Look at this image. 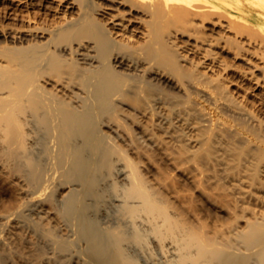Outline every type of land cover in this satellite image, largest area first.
<instances>
[{"label": "bare ground", "instance_id": "obj_1", "mask_svg": "<svg viewBox=\"0 0 264 264\" xmlns=\"http://www.w3.org/2000/svg\"><path fill=\"white\" fill-rule=\"evenodd\" d=\"M0 9L17 25L10 34L27 37L0 45V165L40 197L70 187L58 199L94 264H137L130 250L144 264H264V0H0ZM162 74L180 93L153 82ZM123 109L181 142L190 132L178 142L201 170L223 166L238 193L228 225L190 223L148 183L99 123ZM115 154L125 161L112 195L120 223L102 227L90 211ZM246 198L261 208L248 215ZM29 222L58 252L74 244Z\"/></svg>", "mask_w": 264, "mask_h": 264}, {"label": "rangeland", "instance_id": "obj_2", "mask_svg": "<svg viewBox=\"0 0 264 264\" xmlns=\"http://www.w3.org/2000/svg\"><path fill=\"white\" fill-rule=\"evenodd\" d=\"M0 11V45L4 42L10 44L25 42L23 38L25 40L27 37L24 33L18 31V34L15 32L14 34L13 32L10 34L17 25L13 20L4 15L2 9H0ZM9 23L12 27L9 26ZM13 25L15 26L13 27ZM11 28L12 30H10ZM224 55L230 59H234L233 56L227 52H225ZM238 63L242 64L243 62L238 60ZM256 73L260 74L259 71H256ZM165 75H167V77ZM168 75L169 74H162V77L153 75L152 80H155L153 82H156V85L160 84L172 93H177L178 91V93H180L178 81L173 76L169 75L168 77ZM203 97L204 95L200 98L206 104L212 105V100L208 96H206L208 98L204 97V99ZM123 110L119 111L121 113H118V117L112 114L102 115L103 117L101 116L99 123L101 125L103 122L102 128L104 130L109 129V134L111 133L112 137V133L114 132L113 140L116 142L117 139L119 147L126 151L128 158L136 162L139 171L147 179L148 183L159 191L164 199L170 202L172 207L180 210L185 219L190 223L196 226L206 225L211 229L228 225L233 220V215L235 213L233 198L237 197L238 193L231 188V182H233V180H230V178L226 176L224 169H222L223 166L216 165V167L210 165L201 170L196 161L192 159L194 157H191L186 151L184 153L182 148L184 146L182 144L183 142L185 143V140L190 136V132H188L189 135L187 134L186 139L183 138V142H181V139L179 140L177 138L176 140L174 136H171V132L166 131L169 133V135H167V133L164 132V128L162 129V127L158 125L155 126V122L151 117L138 116L141 119L144 118L141 120V124L136 120L138 119V114H136V117L131 115L133 117L131 118L129 111L125 109L123 113ZM227 113H230V111L227 110ZM123 115L126 117H122L124 121L120 118ZM145 119L152 120L147 122ZM103 120H106L105 122L107 124H105ZM144 120L145 122H143ZM129 122L132 123L129 124ZM136 122L139 124L137 125ZM144 123L147 124V126L149 125L150 132L152 134L154 133L153 139L156 143L143 134L144 132L142 131H144V129L142 125ZM151 123H153V126ZM123 124H125V126ZM126 124L129 126L126 127ZM108 125H110V127ZM117 132L119 134L121 133V136H119ZM140 132H142L143 135ZM160 133L166 134L167 136L163 135V137L161 135L160 137ZM145 136L147 138H145ZM169 137H171V139ZM159 138L162 139V143ZM156 139L157 141L159 140V142H157ZM169 140L172 142H169ZM173 140L176 142L179 140L182 144L179 145V142L176 143L175 141L173 142ZM185 144H187V140ZM183 153L184 155H182ZM114 158L115 165L113 171L109 173L106 171L108 169H103L104 171L101 172L102 178L100 177L101 182H99L100 199L99 197L94 198L95 200H99L95 201L93 199L92 210L90 209L92 217L102 227H106L108 224L116 225L117 222L118 224L120 223V221H118L119 206L115 205L119 200L116 202L112 200V195L114 194L115 186L121 185V182L116 177V172L118 166L124 167L125 169L123 165L125 161L121 158L120 154H115ZM3 166V164L0 165V214H4V216L0 217L1 264H94L87 256V240L81 238V241L79 237H77L79 240L73 237V226L64 218L63 202L58 199L59 197L62 198L61 195L65 194L70 187H64L63 189L58 188L59 190L55 191L50 198L40 197L32 192L29 183L23 177L18 175V173L14 174V171H11V169L8 170V167ZM114 181H117V183H113ZM61 190H63L64 193ZM242 205L247 207L246 213L248 215L252 210L261 208L260 203L254 198H246ZM241 207L238 209L240 212H242ZM17 208H21L20 212L12 215H5ZM30 220H43L48 222L59 237L63 238L65 235L66 237L64 238L74 241H72V244H74L71 249L67 250L68 252H58L53 244L48 239H45L40 231L29 222ZM238 223H243V219H239ZM125 228L128 227L125 226ZM20 242L22 244L20 246L21 249H19ZM36 246L41 248V254L36 252ZM3 248L7 249L10 255H7ZM130 251L134 254L137 264H144L147 258L144 254L135 250ZM154 255L156 256L155 253Z\"/></svg>", "mask_w": 264, "mask_h": 264}]
</instances>
